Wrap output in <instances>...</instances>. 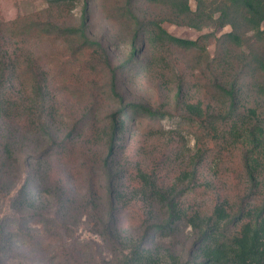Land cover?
<instances>
[{
	"label": "trees",
	"instance_id": "1",
	"mask_svg": "<svg viewBox=\"0 0 264 264\" xmlns=\"http://www.w3.org/2000/svg\"><path fill=\"white\" fill-rule=\"evenodd\" d=\"M70 1L52 0L44 19L0 24V201L10 211L0 219L1 242L45 246L54 252L49 264H264V0H194V10L191 0H144L166 9L165 18L152 19L134 15L136 0H127L135 36L157 48L162 61L178 50L195 54L189 74L173 65L174 84L162 87L174 86V108L125 98L118 71L138 59L141 77L142 50L133 45L127 62L112 69L84 19L70 26L52 14ZM165 21L230 31L181 39L163 29ZM28 34L65 42L72 57L89 52L103 63L106 89L76 92L103 94L116 108L95 116L93 103L80 121L58 128L52 77L15 40ZM212 41L217 51L210 58ZM85 68L92 73L96 62ZM171 116L178 131L158 126L140 134L144 123ZM182 130L195 138L193 148ZM147 138L164 143L150 149ZM75 175L81 189L71 185ZM42 199L55 207L41 210ZM84 218L97 241H75ZM59 238L68 241L60 250L53 246Z\"/></svg>",
	"mask_w": 264,
	"mask_h": 264
},
{
	"label": "rangeland",
	"instance_id": "2",
	"mask_svg": "<svg viewBox=\"0 0 264 264\" xmlns=\"http://www.w3.org/2000/svg\"><path fill=\"white\" fill-rule=\"evenodd\" d=\"M51 1L0 0V24L7 27L17 22L16 27H19L21 22L27 19H44L46 15L43 12L51 6ZM127 5V0H71L69 3H65L60 10L53 8L52 14L57 16L59 22L70 26H79L85 20L92 37L101 41L105 46L108 53V62L112 66V69L118 68L122 63L127 62L133 45L137 50H142V66L145 69L142 71V76L138 77L136 75L139 70V61L138 59H134L131 70L128 66L118 71L120 92L128 101L148 102L154 105L160 104L167 108H174V86L169 85L170 87L168 89L166 87L167 90L165 91L162 87L165 82H172L174 84L173 65L179 64L176 68L179 69L178 73L188 75L189 68L193 69L194 67L193 57L195 54L190 55L178 50L174 55H170L167 61H162V57L156 52L157 48H147L145 39L140 35L135 36L134 26L128 18L127 11L129 5ZM190 5L194 10L195 1L191 0ZM130 11L134 15L144 19H152L153 17L165 18L166 16L165 8L156 4L149 5L144 0L134 1ZM54 19L56 20L55 17ZM162 27L171 36L192 40L197 39L201 35L211 33L220 37L230 31V28L227 27L218 30L207 28L199 32L186 26L176 25L170 21L163 22ZM15 40L23 42L28 51L33 55V58H36L42 65H45L52 77L51 89L58 100V106L61 111V117L56 123L58 128L65 130L69 124H75L80 121L84 110L88 106L91 107L93 103H95L92 107L95 116L97 114H101L102 116L109 114V112L116 108V105L109 102L103 94H99L93 98L89 95L76 92V89L88 86H94L97 92H101L110 83L108 68L103 63L95 60L91 53L86 52L85 54H78L77 57H72V49L69 44L32 34ZM10 44L13 45V43ZM216 51V43L212 41L208 45L210 58L216 55ZM159 58H161V61H159ZM93 62H96V68L91 73L89 68L85 67L88 63H90V66H93ZM178 122L176 117L171 116L157 125L144 123L140 134H146L150 128L158 126H162L168 132H176L178 131L176 130ZM181 135L186 141H189V146L193 148L195 138L189 135L187 130H182ZM146 141L150 149H160L162 142L164 143L162 140L148 138ZM72 165L75 167L76 172L82 174L83 169L80 168L78 163H72ZM75 178L77 182L71 181V185H77V188L81 189L83 186L81 176L75 175ZM65 179H63L64 182ZM75 198L78 199L77 197ZM55 205L54 200L49 201L47 199H42L38 203V207L41 210L45 207H52L53 209ZM9 213L8 203L0 201V219L8 216ZM127 220L126 230L132 233L136 226L135 221L133 217ZM32 224H34L32 225L33 228H37L36 223ZM89 230L90 225L86 223L84 218L79 223L78 230L75 233V241L96 240L97 238ZM67 242V240H60L59 238L53 246L60 250ZM53 255V251H47L45 246L43 249L42 245L41 248L37 246L22 247L18 243L7 244L5 242L2 243L0 240V264H49Z\"/></svg>",
	"mask_w": 264,
	"mask_h": 264
}]
</instances>
